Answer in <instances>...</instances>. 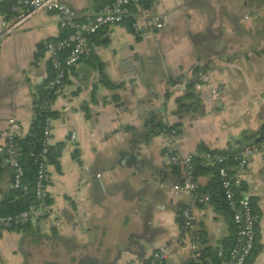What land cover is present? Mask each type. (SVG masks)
<instances>
[{"label": "crops", "instance_id": "0c3cea01", "mask_svg": "<svg viewBox=\"0 0 264 264\" xmlns=\"http://www.w3.org/2000/svg\"><path fill=\"white\" fill-rule=\"evenodd\" d=\"M60 1L91 16L109 0ZM148 13L161 28L147 25L141 12L131 25L103 28L56 93L50 144L60 155L47 167L50 214L26 230L0 231V264H144L161 250L165 264L202 254L212 264L211 252L228 248L234 235L227 216L175 195L183 174L164 154L185 157L201 144L223 150L264 125V0H153ZM12 20L0 14V147L11 120L27 133L50 75L45 43L61 35L54 13L6 33L3 23ZM190 83L201 113L179 116L176 100ZM159 120L179 125L180 135L152 134L149 121ZM197 183L204 190L208 177ZM241 184L258 216L251 264H264V148L241 172ZM11 190L3 159L0 202ZM185 209L194 217L188 230L178 221Z\"/></svg>", "mask_w": 264, "mask_h": 264}, {"label": "built area", "instance_id": "2783aa9c", "mask_svg": "<svg viewBox=\"0 0 264 264\" xmlns=\"http://www.w3.org/2000/svg\"><path fill=\"white\" fill-rule=\"evenodd\" d=\"M6 0H0V4ZM139 0H114L112 4L104 6L93 17H87L84 21H76L74 11L60 0H14L10 7V12L13 14V20L9 23H3L6 33H11L16 29H19L26 21L31 17L39 13H54L60 19V27H68L71 29L70 35L67 38L62 39L56 43H46L45 52L49 64L53 72L54 78L50 81H46L43 89L45 90H60L67 76L71 71L82 61L89 57L92 52L91 47L88 44L87 37L97 33L103 27H110L120 25L125 17L129 16V6L136 5ZM141 17L147 25L155 26L157 29L161 28V24L158 19L153 18L148 12H141ZM69 49V53L60 58V52ZM202 80H205L202 77ZM10 131L8 138L15 134L21 135V127L18 123L10 121ZM44 144L45 146L51 145V121H47V126L44 130ZM75 134L72 133L70 140L73 142ZM11 145L8 150L5 147H0V159L4 153L8 155L5 158V162L11 168L13 173V187H21V178L23 175L21 166L18 161L12 155ZM10 149V150H9ZM258 152L256 148H247L241 151L238 156V165L235 168L234 175L228 178L225 169L219 170V176L222 180V187L224 189L225 199L232 211V219L236 226V240L233 248L229 252V259L225 260L222 264H244L250 256L256 238V225L258 222V216L253 214L250 207V198L247 195H243L241 199L235 201L234 195L231 191V183L237 186L241 182V172L247 166L249 160ZM47 153L45 147L40 157L44 159ZM166 161L170 165L182 164L185 168V176L178 184L173 185L172 191L175 195L185 194L190 195L196 203L207 204L209 198L207 196H201L196 193L198 184L195 182L191 175V163L190 155L185 157H179L169 153L165 155ZM47 169L45 166L40 165L38 170V181L36 184V197L41 203L38 207L31 208L27 211L21 212L15 216L1 217L0 227L7 230L12 226L24 225L26 223L35 222L39 219L49 216L50 211L42 199L46 193V187L43 185V181L46 179ZM184 229L191 228L194 217L189 209H185L181 213ZM195 248V247H194ZM167 259V253L165 251H155L150 256L149 260L144 264H165Z\"/></svg>", "mask_w": 264, "mask_h": 264}, {"label": "trees", "instance_id": "16d2710c", "mask_svg": "<svg viewBox=\"0 0 264 264\" xmlns=\"http://www.w3.org/2000/svg\"><path fill=\"white\" fill-rule=\"evenodd\" d=\"M114 0H109L98 10V12L106 5H110ZM14 0H6L4 3L0 4V14L4 15L6 19L13 17V14L10 13V7L13 4ZM153 6V0H139L136 5L129 6V16L125 17L122 23L127 22L129 25L133 24L134 19L133 16L137 15L139 12H148L150 8ZM97 12V13H98ZM95 13L94 15H96ZM76 16V21L85 20L87 17L91 16H81L78 13L74 12ZM133 15V16H132ZM121 23V24H122ZM61 35L56 40H50L46 43H56L65 39L72 32L68 27H60ZM106 28V27H103ZM101 28L97 33L93 35H89L87 37L89 46L92 45V41L98 35V33L103 29ZM45 43V46H46ZM105 43V41H104ZM69 49H66L60 52V58L66 56L69 52ZM90 56V55H89ZM89 58V57H88ZM84 60V59H83ZM98 69L101 68V64H97ZM50 75L48 77V81L54 78L55 73L53 72L51 65L49 64ZM196 74H201L203 72V68H195ZM207 70V69H206ZM204 73V72H203ZM101 82L104 88L113 89L110 82L106 80L103 76L101 77ZM65 83V82H64ZM194 83H190L186 86L185 94L176 100L177 103V115H185L191 112H200L201 113V103L198 94L194 91ZM59 90H45L43 86L41 90L36 94L35 102L33 106V119L31 125L26 134L22 135H11L7 138L5 143V149L8 150L9 145H11L12 155L18 161L21 166L23 175L21 178V187L14 188L13 187V173L11 170V185L12 190L7 194V196L0 202V216L1 217H11L15 216L21 212L27 211L31 208L38 207L40 205V201L37 200L36 197V184L38 181V170L40 165L48 167L50 162H53L60 155V148L47 145L45 146L44 141V130L47 126V121H52V119L56 116L54 112L51 111L50 106L56 96V93ZM149 127L154 129L152 134H162L169 137L179 136L181 131L179 130V125H168L162 120L149 121ZM264 135V125L260 128L258 133H253L250 131H242L237 140L231 141L226 149L223 150H210L205 145L201 144L197 147V150L194 154L190 155V163H191V175L197 183V178L199 176L208 177V183L204 190L201 187H197L196 193L201 196H207L209 198V202L207 204H211L214 209L223 215H226L228 220L230 221L233 237L228 239L230 244L228 248L221 249V251L211 252V263L212 264H222L225 260L229 259V252L233 248L236 240V226L232 219V211L225 199L224 189L222 187V180L219 176V170L225 169L228 178L235 174L238 165L237 156L240 153H234V151L241 146L243 143L254 139L258 136ZM47 148V153L44 156V159L40 157L41 152L44 148ZM249 148H256L258 150L264 148V140L258 144H254ZM10 150V149H9ZM243 151V150H242ZM169 153L176 154L175 151H166L164 155H168ZM8 153L5 152L3 157H1L0 162L7 157ZM177 171H181L183 174L182 179L185 176V168L180 163L177 165H171ZM181 179V181H182ZM180 181V182H181ZM179 182V183H180ZM231 191L234 195L235 201H238L244 195V186L241 184L235 186L232 181H230ZM198 184V183H197ZM43 185L47 187L48 185V173H46V179L43 181ZM42 202L44 206L48 208L50 211V200L48 193H45ZM250 207L253 211V214L256 215L253 207V201L250 199ZM182 211L179 212L178 221L180 224V228L184 229L183 221L181 217ZM46 217V216H45ZM44 217V218H45ZM43 219V218H42ZM41 220V219H39ZM38 221V220H37ZM31 223H26L24 225L12 226L7 229V231H23L26 230ZM5 230L0 227V231ZM188 230V229H187ZM256 230V229H255ZM256 241V238H255ZM255 245V244H254ZM254 247L253 250L246 260L244 264H251L253 256H254ZM203 254L200 259L194 261L189 260L185 262V264H204L203 262Z\"/></svg>", "mask_w": 264, "mask_h": 264}, {"label": "water", "instance_id": "95a60500", "mask_svg": "<svg viewBox=\"0 0 264 264\" xmlns=\"http://www.w3.org/2000/svg\"><path fill=\"white\" fill-rule=\"evenodd\" d=\"M263 140H264V135L258 136V137L254 138V139H251V140H249V141L243 143L241 146H239V147L234 151V153H239V152H241L242 150L247 149V148L253 146L254 144H258V143L262 142Z\"/></svg>", "mask_w": 264, "mask_h": 264}]
</instances>
